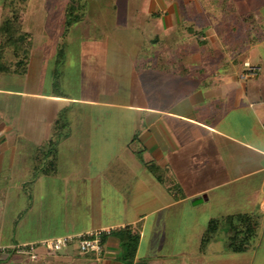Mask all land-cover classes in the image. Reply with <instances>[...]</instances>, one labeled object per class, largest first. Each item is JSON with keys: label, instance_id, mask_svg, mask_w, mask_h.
Here are the masks:
<instances>
[{"label": "crops", "instance_id": "0c3cea01", "mask_svg": "<svg viewBox=\"0 0 264 264\" xmlns=\"http://www.w3.org/2000/svg\"><path fill=\"white\" fill-rule=\"evenodd\" d=\"M54 1L0 0V264H264V0Z\"/></svg>", "mask_w": 264, "mask_h": 264}, {"label": "built area", "instance_id": "2783aa9c", "mask_svg": "<svg viewBox=\"0 0 264 264\" xmlns=\"http://www.w3.org/2000/svg\"><path fill=\"white\" fill-rule=\"evenodd\" d=\"M259 67L245 61L242 64V69L239 73V77L242 80H248L254 78L258 73ZM113 228H99L92 231L76 233V234H65L60 236H54L46 238L40 241L39 245L44 246L51 252L61 251L63 248L69 245H76L78 250L85 255H99L103 249L104 236L110 234ZM36 243L19 244L14 246L18 253L30 254L35 257ZM5 247L0 244V251Z\"/></svg>", "mask_w": 264, "mask_h": 264}, {"label": "rangeland", "instance_id": "374dc122", "mask_svg": "<svg viewBox=\"0 0 264 264\" xmlns=\"http://www.w3.org/2000/svg\"><path fill=\"white\" fill-rule=\"evenodd\" d=\"M54 1V0H53ZM57 0H55L54 2H56ZM34 10H36L35 8L31 11L32 13H34V14H36V12H34ZM38 12V11H37ZM38 22V21H37ZM34 19H33V21H32V19H30L29 20V22H28V24H29V27L30 28H28V29H30L31 31H33L35 34H36V36H37V34L38 35H40V34H42V33H44V30H47L44 26H41V27H36V26H32V24H35V23H37ZM85 21H83V23H84ZM50 28H48V30H49ZM74 35V33H68V37L69 38H71L72 36ZM75 35H77V34H75ZM79 35V34H78ZM68 37L66 38V40L68 41V40H70V39H68ZM73 38V37H72ZM80 39V38H79ZM79 39L77 38V42H73V40L71 41V42H68L67 44H68V48H67V52L69 51L70 53L71 52H75L76 53V50H78V47H80L81 46V42H78L79 41ZM82 41V40H81ZM241 53V55L239 56V58H241V57H245V56H248V54L249 53H251V49L250 48H243V49H241V51H240ZM251 60V59H250ZM68 63H72L73 62V58L70 56V58H68ZM255 59H252L251 60V62L250 63H255ZM71 68V67H70ZM70 68H68V69H64V73H65V77L67 78L66 80H68L69 81V79H70V81L68 82V83H66L65 85H64V87H63V89H64V91H65V93H67V94H69V95H72V96H74V95H76L77 94V91H76V89H75V87H74V85H73V83H74V79H73V74H72V71L73 70H70ZM4 79H2L1 81L3 82V81H5V83H6V85L8 86V85H10L11 83L13 84V82H12V80L9 78V77H3ZM71 80H73V81H71ZM1 83V82H0ZM5 83L3 82V85H5ZM14 84L15 85H17V86H19L20 84L19 83H17V80H15L14 81ZM169 221H168V226L167 227H169Z\"/></svg>", "mask_w": 264, "mask_h": 264}, {"label": "trees", "instance_id": "16d2710c", "mask_svg": "<svg viewBox=\"0 0 264 264\" xmlns=\"http://www.w3.org/2000/svg\"><path fill=\"white\" fill-rule=\"evenodd\" d=\"M7 13V12H6ZM12 18H14V13L15 11H12ZM11 18V17H10ZM11 22V21H10ZM8 23L6 25V28H8L9 26H11V23ZM117 235L119 236L120 238V241H121V246H122V254H121V257L122 259H124V261H130L134 255H135V251H136V248H137V244H138V240H139V237L138 235L136 234H133L130 230H128L127 228H125L124 230L122 231H117ZM247 235H245L244 237H246ZM248 238H246L247 240ZM229 247H232V249H234L235 251H244L245 250V247H244V244L241 243L240 244V247L236 248L234 246L231 245V243L228 244Z\"/></svg>", "mask_w": 264, "mask_h": 264}]
</instances>
